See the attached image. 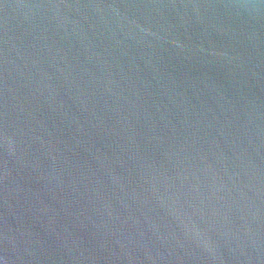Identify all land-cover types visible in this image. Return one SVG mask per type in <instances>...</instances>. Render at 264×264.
I'll return each instance as SVG.
<instances>
[{"label": "water", "instance_id": "95a60500", "mask_svg": "<svg viewBox=\"0 0 264 264\" xmlns=\"http://www.w3.org/2000/svg\"><path fill=\"white\" fill-rule=\"evenodd\" d=\"M0 264H264V0H0Z\"/></svg>", "mask_w": 264, "mask_h": 264}]
</instances>
